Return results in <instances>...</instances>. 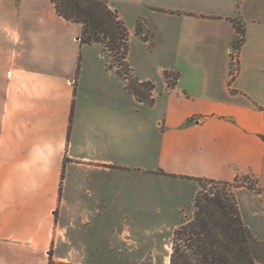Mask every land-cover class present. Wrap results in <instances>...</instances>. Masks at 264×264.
I'll use <instances>...</instances> for the list:
<instances>
[{"label":"crops","instance_id":"obj_1","mask_svg":"<svg viewBox=\"0 0 264 264\" xmlns=\"http://www.w3.org/2000/svg\"><path fill=\"white\" fill-rule=\"evenodd\" d=\"M129 1L152 105L51 0H0V264L114 260L119 214L140 196L183 213L198 180L243 175L256 187L238 189L241 215L264 243V0ZM103 220L118 241L104 249L89 239Z\"/></svg>","mask_w":264,"mask_h":264},{"label":"trees","instance_id":"obj_2","mask_svg":"<svg viewBox=\"0 0 264 264\" xmlns=\"http://www.w3.org/2000/svg\"><path fill=\"white\" fill-rule=\"evenodd\" d=\"M57 15L82 26L81 44H97L102 52L115 53L120 68L132 73L127 61L130 51L129 32L119 13L107 0H51ZM241 36L234 47L240 49L245 29L234 22ZM136 35L143 40L144 27H136ZM121 75L120 72H117ZM166 78L170 80L168 73ZM128 80V90L140 102L153 104L152 95L142 100L141 88L152 93L150 82H141L134 76ZM172 84L169 83V86ZM236 180V179H235ZM211 186L227 187L231 182L198 180ZM207 186V185H206ZM194 215L175 229L172 237L170 264H264V243L257 240L244 223L234 193L225 191L198 192L194 200Z\"/></svg>","mask_w":264,"mask_h":264},{"label":"rangeland","instance_id":"obj_3","mask_svg":"<svg viewBox=\"0 0 264 264\" xmlns=\"http://www.w3.org/2000/svg\"><path fill=\"white\" fill-rule=\"evenodd\" d=\"M116 7L117 12L119 11L122 19L127 27L128 32L132 33L139 19L141 10L129 0H111ZM110 4V1H108ZM114 10V9H113ZM143 24L139 21L137 25ZM136 25V27H137ZM130 39V52L132 60V73L126 71L125 68H120L117 61L115 53L106 52L105 55L109 62V69L114 72H120V79L125 81L126 88L128 90V80L127 78H136L138 74L142 71L143 49L140 44L133 39V35H129ZM149 39V35L146 36ZM101 47V46H100ZM102 50V47H101ZM104 53V52H103ZM141 59V60H140ZM141 61V62H140ZM170 84L173 85L174 78L171 75ZM160 83V82H159ZM155 87V86H154ZM142 100H146V97L152 95L149 89L143 87L141 88ZM198 192L203 193H216L219 191H225L226 193L238 192V189L242 187H247L249 189H254L255 179L251 175H243L227 187L211 186L207 182H197ZM207 185V186H206ZM197 192V194H198ZM196 194V195H197ZM143 200L142 204H135L131 209L122 211L119 214V247H115L116 257L114 260H99L92 261L88 263L94 264H170V254L172 251V237L175 231L174 227L178 224V221L184 214H187L186 220L192 219L194 215V203L191 209L185 210V212L180 213L178 211L179 205L176 201L168 195V198L156 196L147 197L140 196ZM126 208V207H124ZM105 222V220H103ZM184 222V221H183ZM182 222V223H183ZM132 226V229H123L125 225ZM105 226L98 229L89 230L91 240L93 237L98 240V244L101 248H107L111 241L115 244L118 242L115 232L108 229L107 222L104 223ZM135 227V228H133ZM178 228V227H177ZM73 262H53L52 264H69Z\"/></svg>","mask_w":264,"mask_h":264},{"label":"built area","instance_id":"obj_4","mask_svg":"<svg viewBox=\"0 0 264 264\" xmlns=\"http://www.w3.org/2000/svg\"><path fill=\"white\" fill-rule=\"evenodd\" d=\"M240 39H241V36L238 35V40ZM238 56H239V49L234 47L233 52H232V63H233L235 72L238 69V58H239Z\"/></svg>","mask_w":264,"mask_h":264}]
</instances>
